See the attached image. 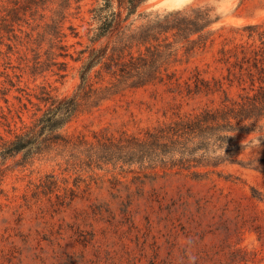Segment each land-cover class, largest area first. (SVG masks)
Returning a JSON list of instances; mask_svg holds the SVG:
<instances>
[{
	"label": "rangeland",
	"instance_id": "1",
	"mask_svg": "<svg viewBox=\"0 0 264 264\" xmlns=\"http://www.w3.org/2000/svg\"><path fill=\"white\" fill-rule=\"evenodd\" d=\"M100 2L82 0L73 10L70 21L82 38L70 37L69 45L88 42L91 9ZM207 2L222 16L214 26L215 40L172 68L179 85L120 92L79 115L63 132L96 142L123 131L142 133L171 119L178 107L190 113L219 106L225 98L221 92L191 97L180 89L193 84L197 74L212 83L228 74L229 65L221 59L235 61L250 45L243 28L264 23V0H147L143 10ZM12 5L0 0V17ZM26 19L30 24L22 23L23 41L10 57H0V97L6 92L8 99L0 102V139H13L34 125L47 109L39 97L71 95L80 82L79 62L69 57L50 63L48 41L42 59H35L37 45L26 32L37 37L49 18L28 14ZM81 48L76 44L70 52L77 55ZM64 60L68 68L62 77L59 62ZM239 93L238 85L230 88L231 98ZM262 136L252 133L240 142L239 158L250 165L228 164L201 177L175 170L118 174L112 166L91 172L75 167L76 158L63 148L30 159L21 154L0 160V264H264Z\"/></svg>",
	"mask_w": 264,
	"mask_h": 264
},
{
	"label": "trees",
	"instance_id": "2",
	"mask_svg": "<svg viewBox=\"0 0 264 264\" xmlns=\"http://www.w3.org/2000/svg\"><path fill=\"white\" fill-rule=\"evenodd\" d=\"M146 2L102 0L91 9L88 42L77 41L82 48L75 55L70 48L76 44L69 45L68 39L82 36L70 20L82 0H10L12 7L0 17V57H10L17 42L23 41L20 32H25L22 23L27 22L28 14L42 21L49 18L37 37L26 32L37 45L35 59H42L41 49L48 41L46 54L50 63L58 64L54 60L69 57L79 62L80 82L71 95L58 97L49 93L39 97L47 109L34 125L13 139L1 137L2 162L21 154L30 159L63 148L76 158L75 167L87 166L91 172L112 166L118 174L175 170L201 177L218 173L228 164H251L239 158V152L240 142L250 134L262 133L264 137V124H260L264 123V23L243 28L250 45L243 46L235 61L221 59L229 65L223 79L212 83L197 74L193 84L186 83L185 89H180V93L191 97L221 92L225 98L219 106L190 113H182L178 107L171 119L142 133L123 131L118 137H97L96 142L74 140L63 132L79 115L98 108L120 92L157 84L179 85L178 73L172 68L183 56L190 57L215 40L214 26L222 16L213 3L147 11L143 10ZM36 29L32 28L34 32ZM59 64L64 77L68 62ZM37 65L41 66V61ZM235 85L240 87V93L231 98L230 88ZM6 94L3 92L0 102L2 98L8 102Z\"/></svg>",
	"mask_w": 264,
	"mask_h": 264
}]
</instances>
